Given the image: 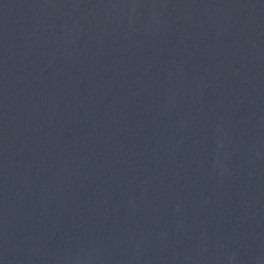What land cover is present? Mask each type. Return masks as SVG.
<instances>
[{
    "label": "water",
    "instance_id": "95a60500",
    "mask_svg": "<svg viewBox=\"0 0 264 264\" xmlns=\"http://www.w3.org/2000/svg\"><path fill=\"white\" fill-rule=\"evenodd\" d=\"M0 264H264V0H0Z\"/></svg>",
    "mask_w": 264,
    "mask_h": 264
}]
</instances>
